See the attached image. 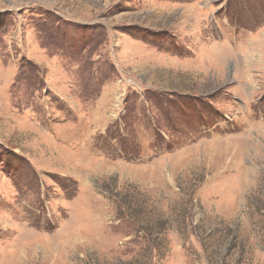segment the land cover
Masks as SVG:
<instances>
[{"label":"rangeland","instance_id":"1","mask_svg":"<svg viewBox=\"0 0 264 264\" xmlns=\"http://www.w3.org/2000/svg\"><path fill=\"white\" fill-rule=\"evenodd\" d=\"M0 264H264V0H0Z\"/></svg>","mask_w":264,"mask_h":264}]
</instances>
